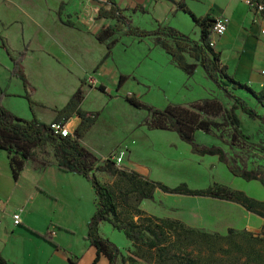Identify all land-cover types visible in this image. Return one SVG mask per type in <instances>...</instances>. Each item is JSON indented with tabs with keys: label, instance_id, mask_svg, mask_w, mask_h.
<instances>
[{
	"label": "rangeland",
	"instance_id": "rangeland-1",
	"mask_svg": "<svg viewBox=\"0 0 264 264\" xmlns=\"http://www.w3.org/2000/svg\"><path fill=\"white\" fill-rule=\"evenodd\" d=\"M132 26L149 30L152 23L149 18L139 16L133 18ZM183 34L196 40L199 30L189 25ZM120 40L115 63L109 65L110 71L104 70L100 76V71L96 69L98 64L91 65L82 59L79 62L80 70L69 71L66 75L59 72L56 74L53 66L43 68L38 65L41 69L35 75L41 82H31L32 90L45 97L49 90L60 91L64 88L63 91L69 93L66 90L73 87L68 85L67 79L74 77L73 85L77 83L74 94L79 88L84 94L81 108L101 112L93 131L80 141L92 154L95 166H103L104 162L113 158H123L121 169L137 173L149 182L162 183L170 188L186 184L193 190L223 186L264 202V187L259 182H248L234 176L216 156L195 154L192 147L182 142L173 132L149 129L147 124L154 126L155 118L147 110L132 107L126 98L136 97L143 104L157 110L176 106L202 119L219 122V130L211 133L198 131L194 140L202 147L222 148L231 164L237 168L264 171V125L237 111L242 135L236 138L225 118V111L232 108L233 100L207 79L201 67L193 76H188L176 67L157 45L155 38H149L145 44V41L138 38L121 37ZM158 47L160 49H156ZM147 48H151V54L145 60ZM86 49L87 46L81 50V54ZM125 57L130 63L127 65L129 71L126 72L133 79L125 83L126 88L117 92L115 84L122 75ZM144 60L151 64L144 65ZM167 60L171 62V68ZM188 61L194 63L189 56ZM61 67L66 70L65 65ZM53 77L55 80H49ZM106 77H109V82ZM16 83L20 90L22 82L17 79ZM102 85L106 87L104 91L101 90ZM221 86L227 87L226 83ZM234 95L264 114V110L246 93L238 91ZM70 127L73 128L72 125ZM41 152L50 157L54 151L47 147ZM98 176L101 182L114 180L110 187L118 203L117 221L133 222L142 228L153 227L156 236L152 238L161 243L166 251L162 254L156 249L134 243L123 232L105 224L101 231L102 237L115 244L121 252L117 264H186L188 260H195L198 264H259L256 263L257 259H250L248 254L254 248L264 254V244L255 241L262 234L264 219L249 213L240 205L212 198L170 195L158 189L154 192L153 201H139L137 195L130 192L129 181L101 172ZM75 178L64 183H53L50 192L42 195V198L56 205L58 214L64 212L67 217L70 216L74 227L82 233L86 213L93 214L95 211V194L86 179ZM162 221L177 222L199 233L231 238L207 245L193 235L183 236L181 231L176 233L165 228ZM160 228H163V233Z\"/></svg>",
	"mask_w": 264,
	"mask_h": 264
},
{
	"label": "crops",
	"instance_id": "crops-1",
	"mask_svg": "<svg viewBox=\"0 0 264 264\" xmlns=\"http://www.w3.org/2000/svg\"><path fill=\"white\" fill-rule=\"evenodd\" d=\"M116 8L131 24L134 17L149 18L152 27L148 31L161 25L183 34L186 26L193 25L199 30V36L194 41L200 40L201 29L193 17L198 20L224 18L228 23V31L223 37L214 39V50L220 55L222 67H226L228 75L236 82L249 86L258 94H264V37L260 34L264 21L252 9L249 0H0V99L3 107L23 120L31 121L35 116L42 124L56 122L57 112L74 96L77 83L74 86V77H69L68 85L73 87L66 90L69 93L61 88L60 91L49 90L42 97L32 90L31 84L32 81L41 82L35 75L41 69L38 65L43 68L53 66L56 74L66 75L69 71L80 70L79 62L85 59L91 65L98 64L96 69L100 71L99 76L104 70L110 71L109 65L116 61L118 46L111 52L109 59L101 64L108 51L96 40L95 34L102 27L115 24L110 19L99 20L100 11L110 12ZM142 40L145 44L149 38ZM86 46L87 49L81 54ZM147 49L145 60L151 54V48ZM22 53L25 54L22 68L27 87L11 73L14 69L12 59ZM167 62L171 68V62ZM129 64L125 57L122 75L115 84L117 92L126 88L124 85L117 89L121 76H128V81L133 79L126 72L129 71ZM146 64L151 63L145 61ZM62 65L66 66V70ZM17 79L22 82L20 90L17 89ZM222 83L232 89L230 83ZM102 87L106 89L104 85ZM30 101L34 103L33 107ZM67 123L72 125L75 132L81 118L74 115ZM47 147L50 146L43 149ZM43 149L35 150L36 160L27 162L17 181L11 173L8 153L0 150V259L10 264H110L108 258L98 255L96 248L85 239L96 208L93 214L86 213L85 228L79 233L70 216L67 217L64 212L58 214L57 206L42 198V195L50 192L53 183L81 177L61 171L55 152L49 157L41 152ZM112 182L102 180L109 187ZM19 213V222L15 223L13 216ZM105 224L108 223L100 226V235ZM33 232L45 234L49 240Z\"/></svg>",
	"mask_w": 264,
	"mask_h": 264
},
{
	"label": "trees",
	"instance_id": "trees-1",
	"mask_svg": "<svg viewBox=\"0 0 264 264\" xmlns=\"http://www.w3.org/2000/svg\"><path fill=\"white\" fill-rule=\"evenodd\" d=\"M63 5L61 9H63ZM136 11V10H135ZM98 19H110L115 21L114 25L104 26L95 34L96 40L107 48V55L102 60L104 64L110 57L111 52L120 44L121 37H132L138 39L155 38L157 45L171 58L176 67L182 70L188 76H193L198 68H202L207 79L216 86L220 87L233 100V106L225 111L227 124L233 129L235 137L239 139L241 134V120L237 111L242 112L253 120H257L264 125V114L251 107L247 102L234 95V92H244L255 100L257 106L264 110V94L256 93L247 85L236 82L228 75L226 67H222L221 58L214 48L210 47L212 40L211 26L213 20L204 18L198 20L193 17L194 22L201 29V38L199 41L191 40L177 30L159 25L153 31L143 30L133 27L131 22L123 16L119 8L110 12L101 10ZM72 27L71 23H67ZM25 54L13 58L14 69L11 72L13 76L21 79L27 87V80L22 68ZM188 56L194 60V63L188 61ZM100 64V65H101ZM128 76H121L117 89H121ZM228 82L232 89L222 87V82ZM101 90H105L101 86ZM128 103L139 110H147L156 120L154 126L147 124L149 129L167 130L175 133L182 142L189 144L195 154L201 156H216L219 161L226 165L228 170L236 177L243 178L251 182L257 181L264 187V171L256 169H246L234 167L225 151L220 147H202L194 140V135L198 131L211 133L219 130L221 124L215 120L202 119L199 115L181 109L176 106H168L164 110H157L149 107L136 97L126 98ZM84 100L82 89L79 88L68 104L57 112L56 122H67L74 115L81 118V123L74 132V137H62L55 135L49 124L38 122L36 117L31 121L23 120L7 111L0 99V150L9 155L10 169L13 179L17 181L24 171L27 162L34 161L37 158L36 149H43L50 146L54 149L58 168L65 173L77 174L85 178L92 186L95 194L96 211L88 225L86 240L96 248L98 255H104L110 261V264H117L121 257L119 248L104 239L100 235V226L104 223L110 224L114 229L123 232L128 240L139 243L150 249H156L165 254V247H161L152 237L156 236L155 229L151 226L142 228L133 222L120 223L117 221L118 203L116 195L111 187L102 183L97 173H105L117 176L130 182V192L137 195L139 201L154 200V192L158 189L165 194L180 195L195 198H212L232 202L240 205L249 213H252L261 219H264V202L254 200L241 191H234L223 186L209 187L205 190H193L186 184H181L175 188H170L162 183H153L144 180L139 174L131 173L127 170H120L114 162L107 160L103 166H95L92 154L84 148L80 141L83 140L97 123L101 113H91L82 110L81 104ZM34 103L30 101V106ZM264 153V148H262ZM153 221V219H149ZM165 228L182 232L183 236L193 235L207 245L220 241H228L231 236H220L219 234L199 233L193 229H186L183 224L170 221L161 222ZM163 233V228H160ZM233 233V230L229 231ZM35 235L49 240L47 235L33 232ZM257 243L264 244V225L262 234L255 239ZM51 242V241H50ZM54 244V243H52ZM254 251V252H253ZM251 250L248 257L257 259L256 263H264V254L258 252L255 248ZM0 264H10L0 259ZM186 264H198L195 260H188Z\"/></svg>",
	"mask_w": 264,
	"mask_h": 264
},
{
	"label": "built area",
	"instance_id": "built-area-1",
	"mask_svg": "<svg viewBox=\"0 0 264 264\" xmlns=\"http://www.w3.org/2000/svg\"><path fill=\"white\" fill-rule=\"evenodd\" d=\"M249 4L256 14L264 21V0H249ZM227 31L228 23L224 18L219 17L213 19L211 26L212 40L210 47L214 48L216 45L215 40L223 37ZM260 34L264 37V28L260 30ZM50 128L55 135H60L65 138L74 137V131L67 122H52L50 124ZM111 161L114 162L118 169L123 170L120 168L123 164V158H113ZM13 219L15 223H18L20 219V213L15 214Z\"/></svg>",
	"mask_w": 264,
	"mask_h": 264
}]
</instances>
